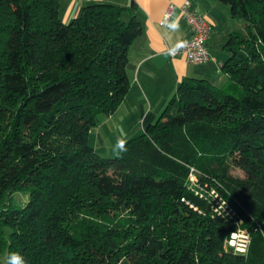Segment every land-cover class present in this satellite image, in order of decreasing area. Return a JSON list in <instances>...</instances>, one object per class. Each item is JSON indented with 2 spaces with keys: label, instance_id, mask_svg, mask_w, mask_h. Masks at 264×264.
<instances>
[{
  "label": "trees",
  "instance_id": "obj_1",
  "mask_svg": "<svg viewBox=\"0 0 264 264\" xmlns=\"http://www.w3.org/2000/svg\"><path fill=\"white\" fill-rule=\"evenodd\" d=\"M216 1L243 21L223 44L225 84L180 82L106 157L88 134L129 88L139 19L95 2L64 23L60 0H0V264H264V0ZM190 166L239 200L246 254L225 251L236 225L186 188Z\"/></svg>",
  "mask_w": 264,
  "mask_h": 264
},
{
  "label": "crops",
  "instance_id": "obj_2",
  "mask_svg": "<svg viewBox=\"0 0 264 264\" xmlns=\"http://www.w3.org/2000/svg\"><path fill=\"white\" fill-rule=\"evenodd\" d=\"M184 1L60 0L59 15L64 23L79 16L87 4L103 2L129 8L124 19L134 15L142 24L141 34L127 49L129 88L116 110L102 118L88 134V142L97 152L98 148L110 146L112 140L123 142L144 131L158 118L180 82L201 78L217 88L225 84L227 77L221 66L227 53L223 44L234 27L228 26L221 36L218 34L225 20L220 15L221 9L226 10L216 0H189L191 8L205 14L212 23L213 29L207 40L210 59L193 63L183 54L170 56L168 53V49L190 37L189 27L180 11ZM170 5H173L171 14L164 21ZM226 13L230 21V14Z\"/></svg>",
  "mask_w": 264,
  "mask_h": 264
},
{
  "label": "rangeland",
  "instance_id": "obj_3",
  "mask_svg": "<svg viewBox=\"0 0 264 264\" xmlns=\"http://www.w3.org/2000/svg\"><path fill=\"white\" fill-rule=\"evenodd\" d=\"M219 4L229 13L228 6L222 3ZM226 11L221 9L220 15L225 20L222 21V27L218 30V34L220 36L228 26L230 27L231 25H233L234 28H239L243 24V21L240 18H231L230 21H228L229 15L226 13ZM1 118L2 117L0 116V119ZM124 143L125 141H123V147ZM123 147H120V141L118 142L116 140H112V144L110 146L106 145L104 147L98 148V153L106 157L119 156L122 153ZM231 173L234 176L243 177V172L237 168L232 169ZM200 177H204V175H202L201 172H199L194 166H190L188 177L186 180V188L191 191L193 195L197 197V199L202 200L206 206L222 216L226 221L235 224L236 226L239 222L242 221V223L238 225V229L246 233L249 239V231L245 227H243L244 219L241 216L242 213L240 214V211L243 212L244 208L240 204L239 200L236 199V197H234L230 192H228L226 188L222 187L217 179H205L204 182H206L208 185L202 186L200 184ZM13 198L19 205H24L28 200V193H16L13 195ZM122 213L123 216L127 215L126 211H122ZM234 231H236V229ZM238 243L244 245L246 241L241 238ZM226 247L228 248V250L231 249L235 252L234 248L224 243V248Z\"/></svg>",
  "mask_w": 264,
  "mask_h": 264
},
{
  "label": "built area",
  "instance_id": "obj_4",
  "mask_svg": "<svg viewBox=\"0 0 264 264\" xmlns=\"http://www.w3.org/2000/svg\"><path fill=\"white\" fill-rule=\"evenodd\" d=\"M172 8L173 5H170L165 13L164 21H166L171 14ZM180 11L189 27L190 37L186 40L180 41L174 47L168 49V53L170 56L183 54L189 62L203 63L210 59V54L207 48V40L213 29L212 23L207 19L205 14L193 10L189 0H185L181 4ZM247 242L248 240L244 244L246 247Z\"/></svg>",
  "mask_w": 264,
  "mask_h": 264
},
{
  "label": "clouds",
  "instance_id": "obj_5",
  "mask_svg": "<svg viewBox=\"0 0 264 264\" xmlns=\"http://www.w3.org/2000/svg\"><path fill=\"white\" fill-rule=\"evenodd\" d=\"M173 27H175V25H173ZM120 147H123V142H120ZM242 223L239 222L236 226V231L232 232L229 234L228 237H225L224 243L231 246L232 248H234L236 253H240V254H246L247 252V247L246 245H241L238 243V241L243 238L245 241L248 240L247 234L240 231L238 229V225ZM225 251H228V248H225ZM6 264H27V261L25 260L24 256L19 253V252H10L7 254L6 257Z\"/></svg>",
  "mask_w": 264,
  "mask_h": 264
}]
</instances>
